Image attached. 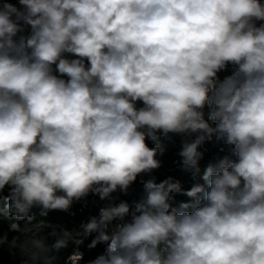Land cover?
Segmentation results:
<instances>
[{
	"label": "clouds",
	"instance_id": "clouds-1",
	"mask_svg": "<svg viewBox=\"0 0 264 264\" xmlns=\"http://www.w3.org/2000/svg\"><path fill=\"white\" fill-rule=\"evenodd\" d=\"M18 4L0 0V192L9 187L0 215L30 222L33 208L46 217L90 193H126L161 167L159 145L146 143L158 133L194 136L178 153L194 175L213 137L235 157L209 164L188 190L148 179L133 204L102 207L71 231L53 227L51 244L29 236L23 264H56L93 233L89 247H106L90 264H264V3ZM173 194L190 201L173 206ZM80 259L77 247L69 260Z\"/></svg>",
	"mask_w": 264,
	"mask_h": 264
},
{
	"label": "trees",
	"instance_id": "trees-1",
	"mask_svg": "<svg viewBox=\"0 0 264 264\" xmlns=\"http://www.w3.org/2000/svg\"><path fill=\"white\" fill-rule=\"evenodd\" d=\"M10 3L18 4V0H9ZM264 3V0H261ZM25 35L30 34V27L25 26ZM233 67L229 65L226 69L221 71L218 75L222 80L225 76L232 74ZM138 106H142V103H138ZM210 123H214L211 122ZM183 139H194V136L182 137L176 134H170L164 136L158 133L157 140H146L149 147H155L159 145L161 151L157 155V159L161 161V167L154 170L150 174H141L137 177V180L129 187L127 192L116 191L112 194L111 199L100 200L98 195L89 194L81 201L74 202L68 211L53 210L48 215L41 216L39 208H33L32 214L34 219L27 221L24 219L17 220L16 217H7L0 215V264H23L26 257L22 256L19 245L31 235H36L39 238H45L49 244H51L55 237L51 236L53 227L56 231L61 228H65L69 231L79 228L82 222H88L91 218L99 217L100 209L109 205L117 204L121 201H127L129 204H133L134 201H138L144 195L143 182L148 179H155L160 182L168 177H172L181 183L182 189L188 190L196 184H204L202 180L203 173L209 164L217 162L224 156H229L235 159L232 154L231 146L226 145L223 141H217L215 137L212 140L205 141L200 147V151L203 153V157L199 162V173L193 174L192 171L186 170L182 164V158L178 155L181 149V142ZM9 187L0 192V209H6L8 204ZM95 201V202H93ZM190 198L183 194H173L172 204L178 206L181 202H189ZM126 220H130L131 217H126ZM11 223H19L21 228H26L27 232L19 233L10 231L9 225ZM95 233L82 237L83 243L76 246L71 245L69 248L62 250L58 254L56 264H72L69 260L70 255L75 248H79L82 253V259L78 260L76 264H90L99 255L105 253V245L97 244L96 247L91 248L89 245L95 238Z\"/></svg>",
	"mask_w": 264,
	"mask_h": 264
},
{
	"label": "built area",
	"instance_id": "built-area-1",
	"mask_svg": "<svg viewBox=\"0 0 264 264\" xmlns=\"http://www.w3.org/2000/svg\"><path fill=\"white\" fill-rule=\"evenodd\" d=\"M17 7H20V5H16ZM20 23H22L23 24V22L21 21ZM25 26H27V25H25Z\"/></svg>",
	"mask_w": 264,
	"mask_h": 264
}]
</instances>
